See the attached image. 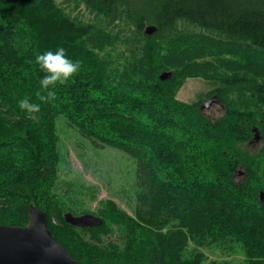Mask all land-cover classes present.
Masks as SVG:
<instances>
[{"label": "trees", "instance_id": "obj_1", "mask_svg": "<svg viewBox=\"0 0 264 264\" xmlns=\"http://www.w3.org/2000/svg\"><path fill=\"white\" fill-rule=\"evenodd\" d=\"M58 47L83 67L41 101L35 55ZM188 79L221 83L220 119L177 98ZM61 117L136 160L131 214L105 200L101 224L66 222L96 190L60 179ZM30 206L81 264H206L214 249L229 259L210 264H264V0H0V224L26 226Z\"/></svg>", "mask_w": 264, "mask_h": 264}, {"label": "rangeland", "instance_id": "obj_2", "mask_svg": "<svg viewBox=\"0 0 264 264\" xmlns=\"http://www.w3.org/2000/svg\"><path fill=\"white\" fill-rule=\"evenodd\" d=\"M63 0H57L62 3ZM72 6L75 2H71ZM89 18V17H88ZM87 18V19H88ZM126 30L123 24H120L117 31ZM117 43V52L123 48ZM221 86L220 82L206 81L203 79H188L177 93L180 101L192 104L198 103L204 105L215 96H209V93ZM203 113L211 120L220 119L224 113V106L217 102L209 108H205ZM59 141V151L62 163L59 170L61 181H75L88 187H94L96 192L95 200H88L85 209L94 215L100 208V203L105 200H113L120 208L132 213L135 200V183L137 175V163L132 157L123 151L113 147H102L95 145L89 139L71 127L64 118L57 121ZM255 138H253V141ZM243 148L253 154L259 153L261 143L258 141L247 143ZM240 175L238 179L242 178ZM98 218V217H96ZM101 221V218H98ZM97 219L88 217L77 225L81 228L91 227L98 223ZM207 256V263L212 261L223 262L229 258L221 255L218 249L204 250ZM233 259L242 261L243 256L238 254Z\"/></svg>", "mask_w": 264, "mask_h": 264}, {"label": "water", "instance_id": "obj_3", "mask_svg": "<svg viewBox=\"0 0 264 264\" xmlns=\"http://www.w3.org/2000/svg\"><path fill=\"white\" fill-rule=\"evenodd\" d=\"M156 31L150 26L146 33L152 35ZM171 73H164L162 80H166ZM217 98L210 99L201 106L203 111L212 104L217 103ZM255 131H257L255 129ZM259 140V135H256ZM263 197V194L261 195ZM94 218L93 215L86 217H74L71 213L65 215L66 222L72 226L85 218ZM102 220L97 224H101ZM96 224V225H97ZM95 226V225H94ZM92 227V226H91ZM0 264H81L71 253L63 247L49 229L47 213L30 206L28 210V224L23 227L0 224Z\"/></svg>", "mask_w": 264, "mask_h": 264}, {"label": "clouds", "instance_id": "obj_4", "mask_svg": "<svg viewBox=\"0 0 264 264\" xmlns=\"http://www.w3.org/2000/svg\"><path fill=\"white\" fill-rule=\"evenodd\" d=\"M34 63L39 71L44 73L39 80L37 96L41 101L51 102L55 99L56 89L66 86L70 80L79 74L83 64L80 60H73L63 47L55 50H46L35 55ZM18 109L32 119H38L41 112V103H37L30 97L25 96L17 101Z\"/></svg>", "mask_w": 264, "mask_h": 264}]
</instances>
